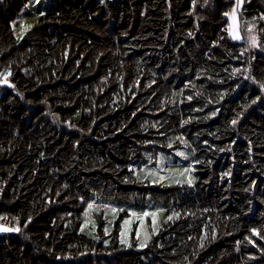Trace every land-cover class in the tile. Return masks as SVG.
Masks as SVG:
<instances>
[{
	"label": "trees",
	"instance_id": "trees-1",
	"mask_svg": "<svg viewBox=\"0 0 264 264\" xmlns=\"http://www.w3.org/2000/svg\"><path fill=\"white\" fill-rule=\"evenodd\" d=\"M28 1L0 0V264H264V0H51L18 42ZM184 144L193 185L136 179ZM146 196L172 219L142 249L123 215L108 246L78 231Z\"/></svg>",
	"mask_w": 264,
	"mask_h": 264
},
{
	"label": "rangeland",
	"instance_id": "rangeland-1",
	"mask_svg": "<svg viewBox=\"0 0 264 264\" xmlns=\"http://www.w3.org/2000/svg\"><path fill=\"white\" fill-rule=\"evenodd\" d=\"M51 0H29L20 10L12 22L15 36L18 42L24 38L26 33L30 31L41 13L50 4ZM239 18L238 12H231L228 18V32L234 41H240L242 36L238 29ZM239 36V39L234 37ZM10 69L7 67L0 68V80L7 76L8 83L2 84L1 87H12L9 80ZM153 152V151H152ZM151 151L145 150L144 161L140 165H135L133 174L139 181L148 182L150 184L165 185H193L196 182L194 173V152L189 145L184 144L180 147L173 148L170 151L156 150L154 155ZM187 170V171H185ZM191 179L192 183L188 181ZM93 207L89 208V205ZM116 209L115 212L112 210ZM102 212L104 223V236L99 237L97 233L98 224L95 214ZM144 213H149L145 216ZM166 209L160 202L152 200L149 196L142 204L133 201L124 200H108L92 198L82 214L79 232L88 237L99 241L102 245L110 244L111 234L114 229L115 222L120 220L119 242L125 247H131V233L134 230L136 247L142 249L141 245H146L151 235L157 233L163 223L168 220L165 215ZM155 214V215H152ZM0 225L6 228H18V226L6 224L0 221ZM1 234H16L18 231L0 232Z\"/></svg>",
	"mask_w": 264,
	"mask_h": 264
},
{
	"label": "snow or ice",
	"instance_id": "snow-or-ice-1",
	"mask_svg": "<svg viewBox=\"0 0 264 264\" xmlns=\"http://www.w3.org/2000/svg\"><path fill=\"white\" fill-rule=\"evenodd\" d=\"M102 2H103V0H102ZM233 12H235V9H233ZM234 38H235V39H239V36H236V37H234ZM251 43H252L253 45H255V44H256L255 39H253V40L251 41ZM10 74H11V73H8V75H10ZM0 83H2V84H7V83H8L7 76H5L4 79L0 80ZM262 87H264V86H262ZM232 123L235 124L236 121L233 120ZM185 171H187V170H185ZM228 174H229V173H224V175H228ZM188 183H189V184L192 183L191 179H189ZM91 207H93V205L90 204V205H89V208H91ZM112 211L115 212L116 209H113ZM144 215L147 216V215H149V213H144ZM152 215H155V214H152ZM177 215H178V214H177ZM168 219H172V217H168ZM8 231H19V229H18V228H6V227H4L3 225H0V232H8ZM253 233L256 234V230H253ZM143 246H145V245L142 244L141 247H143Z\"/></svg>",
	"mask_w": 264,
	"mask_h": 264
}]
</instances>
